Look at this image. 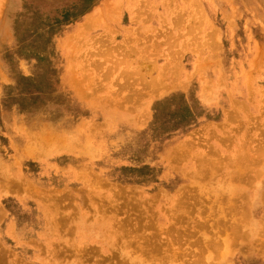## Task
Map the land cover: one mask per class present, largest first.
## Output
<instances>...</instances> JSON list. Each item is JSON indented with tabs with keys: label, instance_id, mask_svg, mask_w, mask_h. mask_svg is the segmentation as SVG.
I'll list each match as a JSON object with an SVG mask.
<instances>
[{
	"label": "rangeland",
	"instance_id": "1",
	"mask_svg": "<svg viewBox=\"0 0 264 264\" xmlns=\"http://www.w3.org/2000/svg\"><path fill=\"white\" fill-rule=\"evenodd\" d=\"M170 21L185 28L187 46L166 44ZM141 23L156 32L149 61L135 50L130 53L135 68L129 70L102 59L95 71L102 72L104 64L103 71L113 68L98 80L92 66H78L87 54L92 57L91 42L112 45L119 55L116 45L124 34L128 44L131 33L143 36ZM146 38L141 43L150 48L153 40ZM157 63L167 76L157 79ZM124 71L129 74L123 76ZM157 80L161 85L150 89ZM127 92L129 99L112 101ZM255 99L264 102V0H0V264H38L44 258L56 264L41 251L49 246L66 253L88 249L84 264H264V155L257 166L242 160V180L229 181L226 174L237 167L220 164L208 172L207 157L201 160L198 154L206 145L215 151L220 108L235 100L253 118L255 110L248 106ZM182 139L186 144L170 152ZM230 151L228 146L225 152ZM26 184L40 186L58 202L63 223L52 241V235L35 233L42 229L35 218L45 213L33 195L24 197ZM13 186L20 190L14 193ZM206 190H211L207 199ZM112 194L120 205L129 198L127 211L116 215L131 213L133 226L144 213L142 204L150 208L153 203L147 213L154 218L137 229L149 240L143 245L160 248L153 256L135 252L139 260L127 261L119 244L110 246L111 229L103 226L102 212L108 214ZM196 195L202 204H194L195 211L181 207L171 223L165 221L171 198ZM197 208L201 218L195 217ZM168 226L172 231H165ZM113 230H119L116 221ZM167 232L174 241L169 249L164 248ZM72 258L68 254L58 264H71Z\"/></svg>",
	"mask_w": 264,
	"mask_h": 264
},
{
	"label": "bare ground",
	"instance_id": "2",
	"mask_svg": "<svg viewBox=\"0 0 264 264\" xmlns=\"http://www.w3.org/2000/svg\"><path fill=\"white\" fill-rule=\"evenodd\" d=\"M96 15H98V16H102V15H100V14H96ZM142 22V21H141ZM159 26H162L161 24H159V23H157ZM168 27H169V30L167 29V31H165V37H166V44L169 46V48L171 47V46H173V45H175V44H177L178 45V47H185V46H187V42H189L190 40H189V37L188 36H186L185 35V31H184V29L185 28H179V27H177V24L176 23H173V22H168ZM148 32H149V34H151V36L150 37H147V38H150V39H152L153 41H151V44H152V46L150 45L149 47L150 48H147V45L146 44H143V43H141L142 41H144V37L146 38V35L148 34ZM155 32V29H152V28H148V26L147 25H144L143 23H141V26H140V29H139V31H138V34L139 35H143V36H138V35H134V34H132L131 33V35L133 36V39H132V44H128L127 43V41L126 40H124L125 39V37H126V35L127 34H124L123 35V38L120 40V41H118V43L117 42H115V43H117V45L116 46H118V49L120 48V53H119V55H117L116 53H117V50L112 46V45H102V44H98L97 43V41H96V44H95V42L93 43V42H91L90 43V49L93 51L92 53H91V55H92V57H90V54H87L85 57H83V58H81L80 60H79V63H78V66L80 67L81 66V64L83 65V64H86L87 66H92V73H93V79L94 78H96L97 80L98 79H101L102 78V76L104 75L105 76V74H109V72H111L112 71V68L114 67V66H116V65H118V64H123V66H125L126 68H128V70H129V68L131 67V68H135V66H131V63H132V60H131V58H130V53L133 51V50H135V51H137L138 53V57H140V59L141 60H143V61H149V59L150 58H148L149 56H148V53L149 52H152L153 51V45L155 44L154 42V37H155V35H153V34H155L154 33ZM109 39H110V41H108V43L110 42V43H112L111 42V40L113 41L114 40V38H112V37H108ZM147 38H146V40H147ZM94 41V40H93ZM144 43H145V41H144ZM98 44V45H97ZM185 46H184V45ZM132 45V46H131ZM171 45V46H170ZM161 46V43L160 44H157V47H155V50H156V48H159ZM170 50H173V49H169V51L167 52V56H169V55H171L169 52H170ZM161 51H163L162 49H161ZM141 52H142V54H141ZM164 55H165V53L164 52H162ZM173 53H174V51H173ZM175 54V53H174ZM177 54V53H176ZM95 56H98V57H96L95 58ZM164 57V56H163ZM166 57V56H165ZM173 57V56H172ZM106 58H110L111 60H109L110 62H111V64L113 65V67L111 66V67H108L107 69L105 68L104 69V71H103V68L105 67V64H104V67L102 68V72H97V71H95V69L96 68H98V67H100V65H101V61H102V59H106ZM158 58V57H157ZM167 58V57H166ZM171 59V58H170ZM153 60V59H152ZM168 61H169V58L167 59ZM135 62H138V60H135ZM158 62V61H157ZM173 62V61H172ZM109 63V62H108ZM169 63H170V61H169ZM171 64V63H170ZM109 65V64H108ZM107 65V66H108ZM119 67V66H118ZM117 67V68H118ZM124 67V68H125ZM157 67H158V69H157V79H159L160 77H161V75H165V76H167L168 74H169V72L168 71H166L164 68H162L163 67V64L162 63H157ZM101 68V67H100ZM125 68V70H127ZM168 68H170V67H168ZM101 70V69H100ZM135 70H138V68L137 69H135ZM170 70V69H169ZM99 71V70H98ZM138 72V71H137ZM136 72V73H137ZM140 73V75L142 76H145L146 75V70H144V71H140L139 72ZM123 74V76L125 75V76H127L128 74H129V72H127V71H124V73H122ZM101 77V78H100ZM124 78V77H123ZM122 80V79H121ZM153 79H151L150 81H152ZM94 81V80H93ZM100 81V80H99ZM98 81V82H99ZM144 81H145V79H144ZM183 81H184V79H179L177 82V84L178 85H182V83H183ZM110 83V82H109ZM123 83V82H122ZM153 83V82H152ZM150 83V89H156L157 90V88H158V86H160L161 84L160 83H158V80L155 82V83ZM95 84V83H94ZM160 88V87H159ZM149 89V90H150ZM201 89V88H200ZM113 90V89H112ZM109 91V92H114L115 91V89H114V91ZM197 90V89H196ZM233 90H234V87H233V89L231 88V89H228L224 94H223V97L225 98V99H228V95L231 93V92H233ZM140 91H141V89H140ZM152 91V90H151ZM223 91V90H222ZM123 92V91H122ZM125 92V91H124ZM137 92V91H136ZM199 93H200V91H199ZM127 94H128V96H125L124 98H122V96H124V95H122V96H120V97H117L116 99L115 98H113V100L112 101H114L115 103H117V104H119L121 101H119V102H117L118 100H123V99H129L130 97H129V93L127 92ZM131 94V93H130ZM135 94V93H134ZM107 95V94H106ZM197 95V94H196ZM108 96V95H107ZM107 96H105V97H107ZM203 96V95H202ZM119 98V99H118ZM102 99H104V98H102ZM107 99V98H106ZM111 99V98H110ZM105 100V99H104ZM108 101H109V99H108ZM233 101V103H234V101L235 100H232ZM233 103H229L228 102V104H227V106L226 107H224V108H220L219 109V112H220V115H222V117L220 118V122H221V130L219 131V130H215V132L217 133V134H215V137L212 139L213 141H214V149H215V151L213 152V150L211 149V148H209L207 145H206V147H205V149L204 150H201L200 152H198V154H199V156H200V159L201 160H203V159H205V157H204V155L207 157L205 160H207L208 161V165H207V169H208V172H209V170H210V172L211 171H214V170H216V168H217V166L218 165H230L231 167L233 166H235V167H237V168H232L233 169V172H230V173H228V174H226V176L228 175V177H229V181H232L233 179H231V178H234V179H241L242 180V175L240 174V172H239V169L238 168H241V166H243V165H241V161L243 160V161H246V163H252V165H256L257 166V164H259V162H260V159H261V157L264 155V136H262V134L264 133L263 131H264V102L263 101H258V99H255V100H253L251 103H250V105L248 106V107H253V110H255V117H253V118H248V115H246L245 114V111H244V108L242 107L243 106V104H241V103H238V104H236V101H235V104H233ZM234 113H241L242 115V117L240 116V117H234L233 115H230V114H234ZM232 123H231V122ZM233 121H235V122H233ZM235 123V124H234ZM214 123H209V125H213ZM232 124H234L235 125V127L233 128V126H232ZM233 129H234V131H233ZM206 136H208V134L206 135ZM199 139L197 138V141H198ZM202 142H207V140H204V139H202ZM189 143V142H188ZM186 144V140H181V143L180 144H178L177 145V147L176 148H173V149H171L170 150V152H172V151H177L178 149H179V147L181 146H183V145H185ZM212 146V147H213ZM215 146H219V147H215ZM230 147L231 148V151H230V153H226L225 152V150H226V148L227 147ZM180 147V148H181ZM223 149H225V150H223ZM219 151H222V152H224V153H226V156L228 157L227 159L219 152ZM214 156V157H213ZM225 166V167H226ZM230 166H228L229 168H230ZM247 166V165H246ZM220 167V166H219ZM224 167V168H225ZM255 167V166H254ZM253 167V168H254ZM223 168V167H222ZM223 168V169H224ZM214 169V170H213ZM262 169V168H261ZM220 170V169H219ZM226 170H227V168H226ZM241 170V169H240ZM248 170H249V168H248ZM255 169H253V172H255L254 171ZM200 171V170H199ZM201 171H203V169L201 170ZM243 171V170H242ZM216 172V171H215ZM225 170H224V174H225ZM228 172V171H227ZM245 172V171H244ZM249 172V171H248ZM250 172H251V170H250ZM257 172V171H256ZM202 173H204V174H206V172H202ZM213 173V172H212ZM211 173V174H212ZM220 173H221V171H220ZM246 174H248L247 173V171L245 172ZM258 173H259V171H258ZM261 173V172H260ZM200 174V173H199ZM213 174H215V173H213ZM212 174V175H213ZM217 174V177H218V173H216ZM222 174V173H221ZM245 174V175H246ZM262 174H263V170H262ZM202 175V174H201ZM208 175V174H207ZM249 175V174H248ZM257 175V174H256ZM206 176V175H205ZM209 176V175H208ZM216 176V175H215ZM219 176H221V175H219ZM225 176V175H224ZM213 178H214V176H212ZM247 177V176H246ZM246 177H244V178H246ZM255 177V176H254ZM263 177V176H262ZM226 178L227 177H224V179L226 180ZM249 178V177H248ZM210 179V178H209ZM224 179H223V181H224ZM219 180V179H218ZM247 180V179H246ZM4 184L3 185H6L5 184V182H3ZM202 185H204V184H202ZM12 186V185H11ZM260 186V185H259ZM23 187V186H22ZM26 189H28L26 192H25V196L24 197H26L27 195H28V192L31 194V195H33L34 197H35V200L38 202L39 201V205H40V203H41V205H40V207L38 206V205H36L37 207H39V209H40V211H41V213H45L44 215H41L40 217H36L35 218V221H37V225L38 226H40V227H42V229L40 230V231H37V232H35L36 233V235H41L43 232H45L46 233V235H48L49 236V238L51 237V235H52V237L50 238V240L49 241H52L53 239H54V237L55 236H57V232H58V226L60 225H62V223H63V220L61 219V217L58 219L57 218V207H58V202H57V204L53 201L54 199H52V198H50L49 197V195H47L46 194V191H43V189H41V187L39 186V187H33L32 185H27L26 184ZM234 187V184L232 185V184H230L229 185V189H231V188H233ZM12 188H15V189H12ZM11 189L13 190V192L15 193V191H17V190H20L19 189V187H15V186H13V187H11ZM205 189H207V188H205ZM258 189V188H257ZM23 190H25V188H23ZM207 191H208V194H209V192H211V190L209 191V190H206L205 192V194H204V197L205 196H207L206 194H207ZM216 192H217V190H215ZM219 191V190H218ZM200 192H201V190H200ZM202 193H204V192H202ZM213 194V193H212ZM200 195H201V193H200ZM211 195V194H210ZM184 196H186V195H184ZM197 196V195H196ZM111 197V198H110ZM109 198H108V202H109V212H108V214H105V212L103 211L102 212V216H106L107 217V219H104L103 220V226H105L106 227V231H110V229H111V233H109L108 234V237H109V239H110V241H111V245L110 246H116V244H119V247H118V252L120 253V256H122L123 255V258H124V260L125 259H128L127 261H129V260H134V259H136V260H139V255L138 254H133V253H135V252H138L139 254H143V253H147V254H149L150 256H153L155 253V250H157V249H160V248H157V246H156V248L154 247V246H152L151 244L150 245H143L142 244V242H144L145 243V241H149L146 237H144L143 236V233H145V231L144 230H141V231H139V232H137V229H138V226H139V228H145V227H148L147 225L149 224V221H148V219L150 220V221H152V219L154 218V214H152V213H150V214H148L147 213V211H150L151 210V208H153V207H151V205L153 206V203H151V205H150V208H149V205L148 206H145L144 204H142V206H143V209H144V213H143V215L142 214H140L139 215V217L137 216V218H136V222H134V226L133 225H130L129 223H130V221H131V217H129L130 216V214H128V216L127 217H122V218H118V212H120V211H122V212H125V211H127V207H128V205H129V198L127 199V200H125L124 202H123V204L124 205H120L119 203H118V200H117V197H118V195H115V194H112L111 196H110ZM170 197V196H169ZM168 197V198H169ZM191 197V196H190ZM198 197V196H197ZM209 197V196H208ZM154 198L155 197H153V196H151V201L152 200H154ZM200 198L201 197H198V198H196L195 196H193L192 198H190V200H188L187 198L186 199H181V198H176L175 200H173V198H171V200H169V199H167V200H169L170 201V203H169V213H166V211H165V213H166V215H164L165 217H166V219H165V221H168V222H170L171 223V219L173 220V218H172V216H174V214H173V211H175V210H180L181 211V207H183L182 208V210H187L188 212H190V211H192V210H194L195 211V205L194 204H196V203H198V202H201V204H202V201L200 200ZM206 198V197H205ZM204 198V199H205ZM211 198V197H210ZM258 198V197H257ZM139 199H141V201L143 200L142 198H139ZM207 199V198H206ZM229 199V198H228ZM135 200V199H134ZM133 200V201H134ZM210 200V199H209ZM219 200V199H218ZM217 201V200H216ZM204 202V201H203ZM208 202V201H207ZM222 202V201H221ZM234 203V202H233ZM150 204V203H149ZM220 204V203H219ZM224 204V203H223ZM227 204V203H226ZM62 205H64L63 203H62ZM97 205H101L100 203H98ZM168 205V204H167ZM199 205V204H198ZM215 205V204H214ZM243 205V204H242ZM141 206V205H140ZM201 205H199V207H200ZM203 206V205H202ZM211 206V205H210ZM210 206H208L209 207V210L211 209V207ZM222 206V205H221ZM227 206V205H226ZM241 206V205H240ZM235 208H236V206H235ZM234 208V209H235ZM202 209H203V207H202ZM218 209H220L221 210V207L219 206V208ZM225 209V208H224ZM229 210V209H228ZM101 211V210H100ZM130 211H132V208H130ZM193 211V212H194ZM207 211V210H206ZM231 211V210H230ZM235 211V210H234ZM187 212V213H188ZM200 210H199V208H197V213L199 214H197L196 212H194V213H196L198 216H195L196 218L198 217V218H201L200 217ZM223 212V211H222ZM193 213V214H194ZM219 213V212H218ZM233 213V212H232ZM49 214H50V216H49ZM117 214V215H116ZM178 214V213H177ZM183 214V213H182ZM186 214V213H185ZM184 214V215H185ZM191 214V213H190ZM190 214H189V216H190ZM202 214V213H201ZM224 214V213H223ZM195 215V214H194ZM225 215V214H224ZM178 216V215H177ZM187 217H188V214L186 215ZM233 216V215H232ZM149 217V218H148ZM192 217V216H191ZM102 218H104V217H102ZM175 218V217H174ZM177 218V217H176ZM176 218H175V220L173 221V223H176L177 221H176ZM203 219H204V217H203ZM232 219V218H231ZM178 220H179V218H178ZM207 220V219H206ZM115 221H116V223H118V229L119 230H117V232H115L114 230H113V227H114V223H115ZM179 221H181V219L179 220ZM179 221H178V223H179ZM188 221V220H187ZM190 221V220H189ZM221 221V220H220ZM182 222V221H181ZM200 222V221H199ZM202 222H205V219L202 221ZM202 222H201V224H202ZM167 223V222H166ZM212 223V222H211ZM210 223V224H211ZM217 223V222H216ZM183 224H184V222H183ZM185 224H187V223H185ZM197 224V223H196ZM128 225H130L131 226V228L130 227H127ZM174 225V224H173ZM193 225H195V224H193ZM199 225H200V223H199ZM198 225V226H199ZM44 226H46V227H48L49 229H50V232H47L49 229H47V230H45L44 229ZM80 226H82V224H80ZM170 226V225H169ZM169 226L168 227H166V229H165V231H168V229H169ZM175 226V225H174ZM183 226V225H182ZM196 226V225H195ZM204 226V225H203ZM202 226V228H204ZM212 226V225H211ZM191 227V226H190ZM218 227V226H217ZM181 228H183V227H181ZM201 228V227H200ZM191 229V228H190ZM189 229V230H190ZM205 229V228H204ZM44 230V231H43ZM170 231H172L171 230V227H170V229H169ZM191 230H193V229H191ZM195 230H196V228H195ZM211 230H212V228H211ZM215 230H216V228H215ZM52 231H55L56 233L55 234H52ZM199 231V230H198ZM213 231V230H212ZM219 231V230H218ZM217 231V232H218ZM200 232V231H199ZM213 232H215V231H213ZM9 233V232H8ZM91 233V232H90ZM185 233V232H184ZM188 233V232H187ZM191 233H192V231H191ZM201 233V235L202 234H205V233H202V232H200ZM117 235H120L121 236V238H122V240L120 241V242H117L116 243V240H115V236H117ZM160 236H162L163 234L162 233H160L159 234ZM186 235V234H185ZM184 235V236H185ZM200 235V234H199ZM154 236V235H153ZM166 236V247H164V248H166V249H169V247H172V242H174V241H172L171 242V239L172 238H170V233H168L167 232V234L165 235ZM195 236V235H194ZM203 236H205V238H207L208 236H207V234H205V235H203ZM113 237H114V240H113ZM183 237V236H182ZM153 240H152V239ZM158 238H160V237H158ZM162 238V237H161ZM160 238V239H161ZM195 238H197V237H195ZM204 238V237H203ZM202 238V239H203ZM150 239H151V241H154V238L153 237H151L150 236ZM183 239H184V237H183ZM189 239V238H188ZM207 239H209V238H207ZM48 240V239H47ZM158 240V239H157ZM155 241V242H157V244H158V241ZM175 240V239H174ZM199 240H200V238H199ZM204 240V239H203ZM160 241V240H159ZM184 241H185V239H184ZM183 240H182V242H184ZM187 241V240H186ZM113 242V243H112ZM155 242L153 243V244H155ZM190 242H191V240H190ZM194 242V241H193ZM202 242V241H201ZM163 243V242H162ZM185 243H187V242H185ZM134 244V245H133ZM188 244V243H187ZM193 244H195V242L193 243ZM156 245V244H155ZM163 245V244H162ZM162 245H161V247H162ZM40 247H36L34 250L37 252V256H40ZM88 250V249H87ZM86 249L85 250H83V249H77L76 247L75 248H73V250H71L69 253H66V249H64L63 247H53V246H49L47 249H45L44 251L43 250H41L42 252H44L46 255H44V256H46V257H49L52 261H53V263H56V264H58V263H60L61 262V259H65V256L66 255H70V256H72L73 258L70 260L71 261V264H84V261H89V260H87V258H88V256L87 255H84V254H86L88 251H87ZM194 250H196V249H194ZM90 251V250H89ZM157 251H159V250H157ZM113 253V252H112ZM116 253H117V251H116ZM115 254V253H114ZM118 254V253H117ZM94 255V254H93ZM93 255H91L90 254V256H93ZM94 256H96V255H94ZM109 256V255H108ZM41 257V256H40ZM93 258V257H92ZM98 258V257H97ZM97 258H95V259H97ZM100 258V257H99ZM109 259V258H108ZM111 259H112V257H111ZM99 260V259H98ZM92 262V261H91ZM116 262V261H115ZM123 262H125V261H122V263ZM113 263V262H112ZM121 263V262H120ZM38 264H49L48 263V261L47 260H45V258H44V261H42V260H40L39 262H38ZM87 264H91V263H87ZM92 264H102V263H99V262H97V260L96 261H94L93 260V262H92Z\"/></svg>",
	"mask_w": 264,
	"mask_h": 264
}]
</instances>
